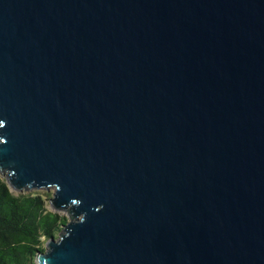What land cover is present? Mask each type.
<instances>
[{
  "label": "water",
  "instance_id": "water-1",
  "mask_svg": "<svg viewBox=\"0 0 264 264\" xmlns=\"http://www.w3.org/2000/svg\"><path fill=\"white\" fill-rule=\"evenodd\" d=\"M0 177L34 264H264V0H0Z\"/></svg>",
  "mask_w": 264,
  "mask_h": 264
},
{
  "label": "trees",
  "instance_id": "trees-1",
  "mask_svg": "<svg viewBox=\"0 0 264 264\" xmlns=\"http://www.w3.org/2000/svg\"><path fill=\"white\" fill-rule=\"evenodd\" d=\"M36 192L12 193L0 178V264H34L67 219L48 209Z\"/></svg>",
  "mask_w": 264,
  "mask_h": 264
},
{
  "label": "rangeland",
  "instance_id": "rangeland-1",
  "mask_svg": "<svg viewBox=\"0 0 264 264\" xmlns=\"http://www.w3.org/2000/svg\"><path fill=\"white\" fill-rule=\"evenodd\" d=\"M0 178H2V177H0ZM2 179H3V178H2ZM11 192L14 193V194H16V193L13 192V191H11ZM30 192H36V193H39V194H41V195H43V196L48 195L49 198H50L51 195H52L53 190H52V189H50L49 191L38 190V191H30ZM49 198L45 197V199H46V204H47V205H48V203H47V199H49ZM48 209L51 211V209L49 208V205H48ZM57 214L60 215V216L65 217V218L67 219V221H68V216H67V214H65V213H57ZM44 248H45V246H44Z\"/></svg>",
  "mask_w": 264,
  "mask_h": 264
}]
</instances>
